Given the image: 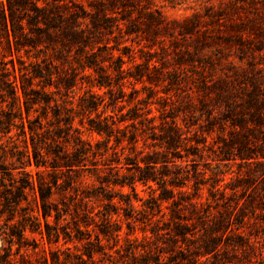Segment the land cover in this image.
<instances>
[{
	"label": "rangeland",
	"instance_id": "obj_1",
	"mask_svg": "<svg viewBox=\"0 0 264 264\" xmlns=\"http://www.w3.org/2000/svg\"><path fill=\"white\" fill-rule=\"evenodd\" d=\"M13 1L26 10L31 9V2L42 7L48 3V12L62 15L61 20L52 19L55 28L40 24L42 31L29 34L34 46L28 52L17 51L11 34L10 47L0 44V61L8 62L12 73L29 161L26 169L35 189L36 201L30 194L22 205L33 211L40 225L38 232L27 230L26 246L20 251L29 262L16 256L15 264H264V145L258 140L257 126L249 122V113L258 111L252 95L257 97L264 74V0H64L54 10V0ZM1 2L10 27L8 0ZM79 7L93 14L91 21L100 25L106 17H113L122 30L105 26L87 32L82 24L83 32L74 34L70 13ZM161 17L181 23L164 27ZM91 21L85 23L90 27ZM128 29L132 32L126 34ZM83 35L93 42H81ZM78 45L94 49L104 68L100 73L108 75L104 86H97L98 72L83 69L84 55ZM117 57L124 61L123 73L113 70ZM21 61L49 70L53 85L61 89L55 98L74 108L73 123L90 145L80 175L90 184L86 189L96 188L98 198L91 202L80 200L81 189L78 196L73 189L65 190L66 180L76 179V173L36 165ZM43 83L34 84L40 88ZM53 85L49 89L55 90ZM91 94L100 96L93 98L99 106L88 113L82 105L92 100ZM129 109L137 111L135 127H125L131 123ZM47 111L53 119L51 109ZM97 115L111 116L121 129L114 131L109 142L105 135L88 129V120ZM152 116L155 119L150 123H138ZM123 118L126 121L119 123ZM133 134L135 143L130 140ZM57 144L65 152L74 145L63 138ZM146 162L157 163L152 170L165 179L163 188L169 192L164 195L171 197L159 200L165 214L159 223H155L160 219L155 214L161 193L157 182H136L135 193L129 186L110 184L116 177L138 175L131 163L144 167ZM95 168L105 183H99ZM38 172H43L48 183L57 180L61 186L51 198L52 208L59 210L58 219L52 210L48 230L37 194ZM226 184L235 191L227 187L223 198L217 189L223 192ZM118 193L126 194L124 199L129 198L130 204L120 200ZM190 202L198 204L192 207ZM226 203H231L229 212ZM87 211L90 217H84ZM206 212L212 214L208 219L202 217ZM22 213L16 215L18 219ZM108 213L111 219L106 225ZM226 220L231 224H223ZM175 222L188 226L190 241L175 238ZM157 225L162 234L150 232ZM101 229L109 231L107 236ZM97 235L102 247L96 243ZM12 250L16 252V246ZM91 251L94 256L89 261Z\"/></svg>",
	"mask_w": 264,
	"mask_h": 264
},
{
	"label": "trees",
	"instance_id": "obj_2",
	"mask_svg": "<svg viewBox=\"0 0 264 264\" xmlns=\"http://www.w3.org/2000/svg\"><path fill=\"white\" fill-rule=\"evenodd\" d=\"M62 2H64V0H54V6L52 7L53 10L60 8L61 4L59 5V3ZM72 2V0H68L66 3ZM8 5L10 12V27L8 26L7 16L3 10L2 2L0 0V31L2 32L1 35H3V41H0V44L3 42L5 45H7V47H10L11 34L17 51L24 49L26 52H28L26 49L34 46L32 43V37L29 36V34L34 33L35 31H42L43 28L40 24L45 26L46 29L55 28V26L51 25L52 19H62L61 14L56 12H48V3H45V5L42 7L37 3L31 2V9L27 10L15 4L13 0H8ZM21 10H25L23 14H21ZM70 17L74 20L71 30V32L74 34H80L83 32L81 29L82 24L85 25L84 31L87 32L92 30L98 31L100 30V27L105 28V26H109L108 28L111 30H122L120 23L116 19H113V17H106L104 19V25H100L91 21L94 18L93 14L85 10L83 7H79L78 11L75 10L74 12L70 13ZM88 19L91 21L90 27L85 23ZM23 21H25L26 25H24ZM185 21H187V19H185L184 22ZM106 22H111L112 24L107 25L105 24ZM161 22L164 23V27L170 23H181L179 21H168L166 18H163ZM25 26L28 29L27 32L25 31ZM57 27L62 28L60 25ZM130 32L132 31L128 29L126 34H129ZM177 33L185 37V33L182 32V30H178ZM171 34H175V29L171 32ZM84 39L87 40V44L93 42L92 38L88 37L87 35L81 37V42H85ZM78 46L80 49V45ZM83 47V49L81 48L84 55V63L82 65L83 69L88 68L93 69L94 72H98L99 79L96 80L97 86H104V79H106L108 75L100 73L104 71V68L100 66L101 61H98L94 56L93 48L87 50L85 49L86 46ZM7 63L8 62L3 60L0 61V239L2 240V245L0 247V264H15L16 256H19L20 259L29 262L27 260V255L20 253V251L22 247L26 246L27 230H29L31 233L38 232L40 225L37 219L38 217L33 213V211H27V208L22 205L23 202H27L28 196L30 194L34 197V201H36V198L30 173L26 169L29 161L24 146V139L22 138L23 128L18 112L17 95L14 83L12 81V73L7 67ZM123 64V59L121 57H117V66L113 70H116L118 73H123ZM21 65V77L26 106L28 112L31 114L28 130L35 154L36 165L38 167H47L46 165L49 164V167L52 169L61 170V168H64L68 174L76 173V179H73L70 176L68 180H66L65 190L68 188L73 189L76 196H78L77 192L81 189L82 197L80 200H87L91 202L93 199L98 198V195L96 194V188L92 190L86 189V186L90 184L83 178V175H80L81 170H83V167L85 166L84 161L88 158L90 145L86 144V142L82 140L80 137L81 130L73 123L74 108L66 107V101L59 102L55 98V95L59 94L61 89L59 85H53L54 80L52 79V73L49 70L42 69L38 63L30 62L26 64L25 62L21 61ZM261 78L262 82L260 83L257 97L254 93L252 95L253 100H255V104L259 106L257 109L258 111L255 112V114H253L254 112L249 113V122L251 125L257 126L258 133L260 134V139L258 140H260V144L264 145V74L261 75ZM35 81H38V83H44L40 88H37L38 84H34ZM52 85L55 86V90L49 89ZM119 92L121 94L124 93L123 89H120ZM90 96L92 100L88 101L89 103H84L82 105V109L88 113L97 111L99 103L93 98H100V96H95L92 94ZM39 109L42 110L41 115L36 114ZM47 109H51L53 119L49 118V112ZM61 110L64 111V113H62ZM128 112L130 113L128 120L131 121V123L125 127H135V122H133V120L137 119V111L129 109ZM150 112L151 111H148V113ZM108 118L111 119V121H109ZM209 118H213V116L210 115ZM154 119L155 116H152L150 118H144L142 121L138 120V123L142 125L144 121L150 123ZM125 121L126 118L118 120L119 123ZM80 124H83V122L80 121ZM173 124H175L174 121ZM152 128L154 127H148L147 129ZM174 128L175 127H173V129ZM88 129L90 131H94L98 135H105L107 142L110 141L114 131H121L118 123H116V121L112 119L111 116L102 117L100 115L88 120ZM58 138H63L66 140V142L72 140L74 143V145H72V149H67L66 152L61 151L59 149V145L57 144ZM115 138L118 140L117 137ZM130 140H132L134 143L137 142L136 135H131ZM108 149L109 148L106 145L105 152H107ZM93 155L96 156V153L93 152ZM131 164H133V168L138 171V175H129V177H116L111 181L110 184L120 187L129 186L135 193L134 184L136 182L143 183L144 185H147L150 181L157 182L159 188H161V193L158 200L155 202V214L160 215V219H157L155 223H159L162 221V218L165 215L162 212L159 200H167L171 198L167 195H164L165 193L169 192L168 189L163 188V186L165 187L166 181L163 177H158L155 174V170H152V168L156 167V162H146L144 163V167H141L138 163ZM261 164L264 165V161L261 162ZM95 169L96 173L94 175H97L96 178L100 180L99 183H105L106 181H102V179L99 177L97 168ZM43 172H38L37 194L43 211L42 216L44 218L45 228L48 230L49 223L47 222V218L51 216L52 210L55 212V219H58L59 210L52 208L54 204L51 202V198L56 193L55 190L61 188V186L58 184L57 180L53 181L51 184L48 183L43 178ZM222 181L218 180V183ZM230 186V184H226V186L223 187V192L220 190V187L217 189V191L224 198L226 196L225 190ZM98 189H103V187H99ZM230 190L234 192L235 187H230ZM179 194H183V192H180ZM114 196L115 195H112L108 199L111 201L113 200ZM117 196L120 200H124L126 204H130L129 198L128 200L124 199L126 198V194L118 193ZM212 196H215V194L212 193ZM87 204L88 203H85L86 207H88ZM197 204L198 202L189 203V205L192 207H196ZM226 204L227 212H229L231 209V203ZM19 211L23 212L20 219H18L16 216L19 214ZM83 215L84 217H90L88 211L87 213H83ZM211 215L212 214L210 212H206L202 217H204V219H208ZM107 216L106 225L110 223L111 219L110 213H108ZM228 223L230 225L231 220L230 222L229 220H226L223 224L227 226ZM157 228L158 229H150V232L155 235L162 234L163 229L161 226L157 225ZM100 232L103 236H107L109 231L106 229H101ZM118 232L119 228L116 230V233L113 237L115 243H117L119 240ZM172 233H174L175 238L179 237L184 242L190 241L188 235L191 233H189L188 226L186 224L175 222ZM47 236L49 238V233H47ZM146 238L148 239V237L145 235L144 239ZM237 238L242 240V236L239 234L237 235ZM96 243L99 247H102L99 235L96 236ZM14 246H16V252H13L12 250ZM93 256L94 253L92 251L87 253L89 261L93 260ZM145 264L149 263L147 262Z\"/></svg>",
	"mask_w": 264,
	"mask_h": 264
}]
</instances>
